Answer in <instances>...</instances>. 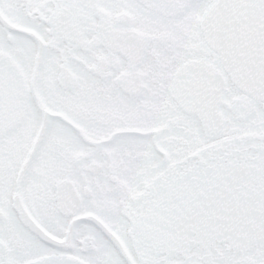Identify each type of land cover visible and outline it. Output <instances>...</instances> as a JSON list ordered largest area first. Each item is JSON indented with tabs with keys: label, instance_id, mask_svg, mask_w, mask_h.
<instances>
[{
	"label": "snow or ice",
	"instance_id": "obj_1",
	"mask_svg": "<svg viewBox=\"0 0 264 264\" xmlns=\"http://www.w3.org/2000/svg\"><path fill=\"white\" fill-rule=\"evenodd\" d=\"M0 264H264V0H0Z\"/></svg>",
	"mask_w": 264,
	"mask_h": 264
}]
</instances>
